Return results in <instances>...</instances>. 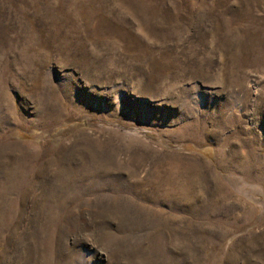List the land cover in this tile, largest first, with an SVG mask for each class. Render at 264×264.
Instances as JSON below:
<instances>
[{"label": "rangeland", "instance_id": "obj_1", "mask_svg": "<svg viewBox=\"0 0 264 264\" xmlns=\"http://www.w3.org/2000/svg\"><path fill=\"white\" fill-rule=\"evenodd\" d=\"M0 264H264V0H0Z\"/></svg>", "mask_w": 264, "mask_h": 264}]
</instances>
